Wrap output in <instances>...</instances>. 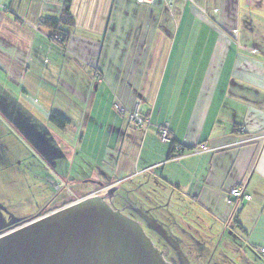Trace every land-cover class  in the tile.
Wrapping results in <instances>:
<instances>
[{
	"label": "crops",
	"instance_id": "0c3cea01",
	"mask_svg": "<svg viewBox=\"0 0 264 264\" xmlns=\"http://www.w3.org/2000/svg\"><path fill=\"white\" fill-rule=\"evenodd\" d=\"M64 1L0 0V72L19 89L4 113L53 134L64 175L80 155L85 177L129 181L138 209L172 194L174 231L220 244L229 230L243 246L230 236V252L264 264V0H73L60 44L40 19ZM138 104L143 125L130 119ZM162 126L183 155L169 158ZM236 186L251 199L230 204Z\"/></svg>",
	"mask_w": 264,
	"mask_h": 264
},
{
	"label": "water",
	"instance_id": "95a60500",
	"mask_svg": "<svg viewBox=\"0 0 264 264\" xmlns=\"http://www.w3.org/2000/svg\"><path fill=\"white\" fill-rule=\"evenodd\" d=\"M150 222L168 237L157 219ZM0 264L172 263L140 221L93 196L0 236Z\"/></svg>",
	"mask_w": 264,
	"mask_h": 264
},
{
	"label": "flooded vegetation",
	"instance_id": "af4514ba",
	"mask_svg": "<svg viewBox=\"0 0 264 264\" xmlns=\"http://www.w3.org/2000/svg\"><path fill=\"white\" fill-rule=\"evenodd\" d=\"M6 117L8 119L11 118L9 127L4 124V103L0 100V170L3 169L4 171V138L14 136L23 145L27 144L31 157L41 162L43 169L48 173L47 176H43L45 177V183L48 185V188L46 186L44 188L47 191L53 190L54 194L48 197L46 203L38 212L21 218L14 217L7 211L6 207L0 205V236L83 199L100 196L112 208L120 210L131 218L140 221L155 246L161 250L165 259L172 264H255L247 260L242 254H239L237 249H235V251H238L235 255H230L226 251L219 249L218 239L215 241L212 238H208L201 243L191 234L186 236V232L183 235L182 231H179L180 233L174 231L176 222L175 220L172 221L173 218H170L169 214H167L170 212L166 207V203L149 207L142 206L141 209H138L137 204L130 198L131 191L127 189L123 191L122 186L118 183L96 177H85V179L81 180L70 175H64L60 170L61 168L56 166L55 159L62 155L55 149L54 144L49 143V140H56L53 134L47 131L48 135L46 134V136L48 137L42 136V133L39 132L40 130L37 129L38 124H36L35 119ZM17 161L21 163V160ZM37 174L38 172H34V176ZM37 177L42 178L41 175ZM87 183H94L95 189L85 191ZM135 208L142 211L145 215L138 213ZM150 218L157 219L158 223L166 230L168 237H164L159 231L154 229ZM181 236H185V239Z\"/></svg>",
	"mask_w": 264,
	"mask_h": 264
},
{
	"label": "rangeland",
	"instance_id": "374dc122",
	"mask_svg": "<svg viewBox=\"0 0 264 264\" xmlns=\"http://www.w3.org/2000/svg\"><path fill=\"white\" fill-rule=\"evenodd\" d=\"M18 94V87L8 84L4 79V74L0 72V100L3 103L5 102V104L8 106V110L12 111L13 109H17V105L15 104V96ZM18 112L20 114L27 113L19 106ZM6 116L9 117L7 113H4V124L9 127L11 118L8 119ZM25 117L33 119L30 116ZM37 127L41 132L47 133V129L45 127L40 125H37ZM17 160H21V163H18ZM91 167L92 166L90 162H87L86 160H84V162L81 161V156L79 155L77 160L74 162L67 160L65 167H63V171H66L68 173L67 175L71 174L72 172V174H75L76 178L82 180L83 178L85 179V176H89L90 173H92ZM45 171L46 170L43 169L41 162L30 156V151L27 144L23 145L14 136L4 138V171L3 169L0 170V205L6 207L7 211L16 218L33 215L38 212V210L46 203L48 197L54 194L53 190L50 189V191L48 189L49 191H47L44 188L45 186L48 188V185L44 181L45 177H43L48 175V173ZM34 172H38V174L34 176ZM38 175H41L42 178H38ZM130 184L131 183L129 181H125L119 185L122 186V190L124 191L125 189L130 188ZM85 187H87L85 191H91L95 189V184L87 183V186ZM143 188H145L147 196L154 194V192L150 191L151 186H146ZM130 191L133 194L134 190L130 189ZM131 193L130 195H132ZM137 193L138 197L144 194V192H140V190ZM169 195L170 194H168V198L165 203L168 204L171 201L170 206H173L174 200L172 199H174L175 196L170 199L172 194L170 196ZM153 199L154 198L152 197V200ZM223 233L224 232H222V234ZM223 236L224 239L219 244V249L222 251L227 250L226 253L235 255V252H230L232 250L225 247L226 239H229L230 236L233 238L230 240L235 242L237 245L236 247H243L242 242L237 237H235L231 231L227 230ZM260 259H262V257H260Z\"/></svg>",
	"mask_w": 264,
	"mask_h": 264
},
{
	"label": "trees",
	"instance_id": "16d2710c",
	"mask_svg": "<svg viewBox=\"0 0 264 264\" xmlns=\"http://www.w3.org/2000/svg\"><path fill=\"white\" fill-rule=\"evenodd\" d=\"M73 0H65L63 5L62 13L59 17H42L40 19V23L43 26H46L51 30L50 38L59 42L60 44H64L69 36V32L64 29L65 27H72L75 25V19L71 12V4ZM50 121L56 124L59 128L64 129L69 121L64 118L62 115L53 112L50 116ZM172 144V152L169 158L175 157L176 146L180 145L177 144L174 140L171 142ZM182 146V145H180ZM183 148V146H182ZM185 149V148H183Z\"/></svg>",
	"mask_w": 264,
	"mask_h": 264
},
{
	"label": "built area",
	"instance_id": "2783aa9c",
	"mask_svg": "<svg viewBox=\"0 0 264 264\" xmlns=\"http://www.w3.org/2000/svg\"><path fill=\"white\" fill-rule=\"evenodd\" d=\"M140 1H142V2H149V1L152 2L154 0H140ZM170 2H171V0H170ZM97 75H99V73H97ZM130 119H131V121H133L137 125H143L146 122L144 120V118H142L140 116L139 104L131 112ZM159 137L164 142H172V140H173V138L171 137V135L169 133L168 128L165 127V126H162V127L159 128ZM175 149H176V153H178L179 155H183L184 154L185 150L182 148V146L177 145ZM234 199L250 200L251 196H250V194L246 193L242 187L236 186V187H234V188H232L230 190V198L228 199V202L230 204H233L234 203V201H233ZM259 253L262 256V258H264V246H260L259 247Z\"/></svg>",
	"mask_w": 264,
	"mask_h": 264
}]
</instances>
